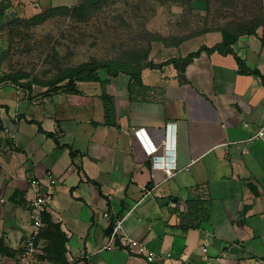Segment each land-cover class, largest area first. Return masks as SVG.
<instances>
[{
	"label": "crops",
	"instance_id": "crops-1",
	"mask_svg": "<svg viewBox=\"0 0 264 264\" xmlns=\"http://www.w3.org/2000/svg\"><path fill=\"white\" fill-rule=\"evenodd\" d=\"M221 41V33L187 39L170 58ZM232 48L264 76L262 28L241 33ZM142 77L144 99L130 93L126 75L107 84L115 126L105 124L101 89L29 97L0 83V264L19 253L30 229V182L48 172L58 180L49 216L66 236L67 264H264L262 79L218 52H203L183 82L172 66ZM149 142L159 155L170 151L172 176L153 168ZM197 197L211 201L207 220L189 211ZM116 219L132 243L112 240ZM41 257L35 264H55Z\"/></svg>",
	"mask_w": 264,
	"mask_h": 264
},
{
	"label": "rangeland",
	"instance_id": "rangeland-1",
	"mask_svg": "<svg viewBox=\"0 0 264 264\" xmlns=\"http://www.w3.org/2000/svg\"><path fill=\"white\" fill-rule=\"evenodd\" d=\"M54 1L0 0V77L25 75L27 82H49L86 63L148 49L150 59L159 64L175 54L171 45L177 39H192L204 31L238 34L264 21V0H104L102 9L88 20L60 17L38 26L19 23L53 7ZM69 1L76 7L85 0ZM97 75L110 82L105 71ZM77 86L81 95L82 90L101 89L99 83ZM43 90L35 84L32 92Z\"/></svg>",
	"mask_w": 264,
	"mask_h": 264
},
{
	"label": "trees",
	"instance_id": "trees-1",
	"mask_svg": "<svg viewBox=\"0 0 264 264\" xmlns=\"http://www.w3.org/2000/svg\"><path fill=\"white\" fill-rule=\"evenodd\" d=\"M104 0H85L84 3L76 7L68 6H57L50 7L48 10L36 14L30 20H19V23L25 26H38L54 18H71L78 21L88 20L93 18L102 9ZM262 28L264 34V21H256L252 28L246 29L245 33L253 34L257 29ZM208 31L200 32L194 34L191 37L201 36ZM241 32V33H243ZM231 33L226 30H222V41L216 44L214 47L209 48L207 46H202L197 52L191 53L188 56L182 58H170L161 63H155L150 59L151 50L146 51H134L125 53L120 59H111L106 62H92L86 63L74 69H69L62 72L57 78L49 82H27L28 77L25 75L18 76H3L0 77V83L10 82L11 84L22 87L30 95L33 91V86L35 84L42 86L46 89L45 95H55L62 90L67 91L73 95H81V91L78 89L77 83H99L102 89V98L105 104V117L107 126H115V104L114 97L109 95L106 86L109 80H102L97 73L101 70L105 71L109 78H116L123 74L129 77V91L135 98L144 99L147 95L149 89L144 85L143 81V71L145 69L151 70H161L164 67L172 66L177 70L180 81L186 80L185 73L187 67L193 63V61L200 57L203 52L207 54H213L218 52L222 55L232 54L238 61L241 72L250 73L258 76L262 79L264 85V76L257 70H249L245 63L237 56L232 46L237 41L238 36L241 34ZM189 38H180L172 43V47H178L184 41ZM26 81V84H20L21 81ZM30 123H35L39 127V131L45 133L48 137H53V134L46 133L42 125L36 121H30ZM1 125V119H0ZM74 155V153H72ZM95 184V183H94ZM211 206V201H204L200 197H197L188 202V208L190 212L196 214L197 218L207 220L209 218V208ZM46 228L41 234V239L44 238L47 241L44 247V255L41 258L47 259L55 264H67L64 254L66 245V236L61 230L59 224L52 221L49 215L44 218ZM0 251L4 253L3 245L0 241Z\"/></svg>",
	"mask_w": 264,
	"mask_h": 264
},
{
	"label": "built area",
	"instance_id": "built-area-1",
	"mask_svg": "<svg viewBox=\"0 0 264 264\" xmlns=\"http://www.w3.org/2000/svg\"><path fill=\"white\" fill-rule=\"evenodd\" d=\"M170 125L171 124H168V127H170ZM143 131L144 129H139L136 132L141 139H143ZM261 136H263V132H259V137ZM145 149L151 159L153 168L162 169L169 177L173 175L175 164L168 149L165 150L163 155H159L157 153V148L151 142L148 144L145 143ZM30 185L33 193L29 206L30 229L28 234L25 236L21 249L14 258L12 264H35L38 259L44 255V246L41 244V234L46 228L44 221L45 216L52 214V206L58 180L53 173L48 172L43 178L32 179ZM104 218L110 219V215L105 213ZM122 229V220L116 219L112 228V240L120 239L124 244L132 243L133 240L131 238L121 234ZM149 259L152 260V257Z\"/></svg>",
	"mask_w": 264,
	"mask_h": 264
}]
</instances>
